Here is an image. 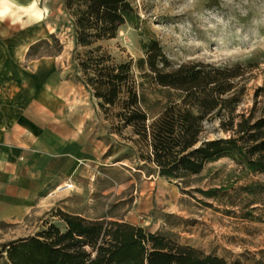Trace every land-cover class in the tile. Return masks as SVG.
I'll list each match as a JSON object with an SVG mask.
<instances>
[{"label":"rangeland","instance_id":"374dc122","mask_svg":"<svg viewBox=\"0 0 264 264\" xmlns=\"http://www.w3.org/2000/svg\"><path fill=\"white\" fill-rule=\"evenodd\" d=\"M132 1L140 21L121 25L102 44L118 59L132 58L139 80L147 81L138 60L145 56L143 43L154 35L174 63L254 62L239 110L255 107L256 115L264 113V0ZM31 5V26L0 21V67L24 69L29 120L62 137L68 161L57 177L41 179L34 189L19 181L1 186L15 196L16 206L8 214L0 210V264H10L11 241L41 230L45 220L64 228L54 215L59 208L88 218L127 220L243 264L261 258L264 171L223 156L185 178L160 174L128 138L130 128L122 134L110 130L96 98L77 79L73 55L85 48L76 44L65 0H31ZM43 38L47 41H39ZM5 47L14 49V63ZM144 86L158 110L162 94L154 84ZM218 125L217 118L206 121V134L228 135Z\"/></svg>","mask_w":264,"mask_h":264},{"label":"trees","instance_id":"16d2710c","mask_svg":"<svg viewBox=\"0 0 264 264\" xmlns=\"http://www.w3.org/2000/svg\"><path fill=\"white\" fill-rule=\"evenodd\" d=\"M65 7L73 17L76 44L85 48L73 55L77 79L96 98L110 130L122 134L130 128L128 138L160 174L185 178L223 156L264 171V113L256 115L255 107L239 110L254 62L174 63L152 35L138 60L147 81L139 80L132 58L118 59L102 44L121 25L140 21L132 0H65ZM145 82L163 96L156 100L158 110L148 101ZM214 118L228 135L206 134V121ZM54 215L65 227L45 220L41 230L11 241L10 264H243L127 220L88 218L60 208ZM261 252L253 264H264Z\"/></svg>","mask_w":264,"mask_h":264},{"label":"crops","instance_id":"0c3cea01","mask_svg":"<svg viewBox=\"0 0 264 264\" xmlns=\"http://www.w3.org/2000/svg\"><path fill=\"white\" fill-rule=\"evenodd\" d=\"M5 4L9 8L5 18L32 25L31 0H5ZM4 49L12 55L10 61L14 63V49ZM12 66V69L0 67V210L5 214L16 206L15 196L1 188L5 182L9 186L10 182L19 181L34 189L41 179L49 181L57 177L68 161L62 137L29 120L26 73L15 64Z\"/></svg>","mask_w":264,"mask_h":264},{"label":"clouds","instance_id":"9594fccd","mask_svg":"<svg viewBox=\"0 0 264 264\" xmlns=\"http://www.w3.org/2000/svg\"><path fill=\"white\" fill-rule=\"evenodd\" d=\"M0 5H3V7H0V21H3V19L9 12V8L5 4V0H0Z\"/></svg>","mask_w":264,"mask_h":264},{"label":"bare ground","instance_id":"6f19581e","mask_svg":"<svg viewBox=\"0 0 264 264\" xmlns=\"http://www.w3.org/2000/svg\"><path fill=\"white\" fill-rule=\"evenodd\" d=\"M38 16H41V13L37 12ZM65 186V185H64Z\"/></svg>","mask_w":264,"mask_h":264}]
</instances>
